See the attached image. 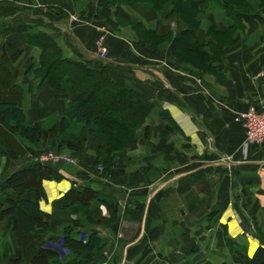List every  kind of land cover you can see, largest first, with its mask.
Returning a JSON list of instances; mask_svg holds the SVG:
<instances>
[{"label":"crops","instance_id":"0c3cea01","mask_svg":"<svg viewBox=\"0 0 264 264\" xmlns=\"http://www.w3.org/2000/svg\"><path fill=\"white\" fill-rule=\"evenodd\" d=\"M256 13L260 23L252 29L244 24L210 72L202 74L199 67L194 69L199 75H193L173 57L169 41L157 48L133 29L132 23L140 24L167 36L186 28L151 7L119 0H0V56L5 45L20 52L11 72L21 88L26 120L40 124L43 140L37 152L23 132L20 143L27 145V154H0V184L38 163L37 156L48 150L76 161L41 163L53 174L38 182L37 195L31 187L22 189L23 200L37 196L46 237L65 236L69 242L71 250H59L50 264H242L229 251L223 228L253 256L261 246L257 228L264 234V143L245 146L243 127L234 117L264 104V7ZM199 19L196 42L213 43L206 33L211 26L222 29L224 11L209 6ZM37 32L56 43L61 58L104 68L153 105L131 145L113 155L112 169L119 175L103 172V138L76 121L60 131V117L77 94L55 92L24 74L29 62L37 66L40 50L29 44ZM99 38L107 49L103 59L97 55ZM83 189L96 197L83 200L81 208L76 207L81 199H75V211L58 206L69 191L81 195ZM14 194L13 188L0 189V264L53 261L28 259L27 248L35 250L18 238L4 201ZM91 234L101 247L78 253L76 245Z\"/></svg>","mask_w":264,"mask_h":264},{"label":"trees","instance_id":"16d2710c","mask_svg":"<svg viewBox=\"0 0 264 264\" xmlns=\"http://www.w3.org/2000/svg\"><path fill=\"white\" fill-rule=\"evenodd\" d=\"M203 1L206 12L209 6L221 8L225 13V20L222 29L217 26H211L208 29L207 36L214 39L212 43L200 45L194 41L195 33L199 27V14L201 8L197 4ZM122 4H132L137 0H119ZM146 7L163 12L165 16L176 15L186 25L187 29L174 35L170 41L171 54L176 57L177 51L180 53L181 63L189 64L186 58L188 54L194 57L193 66L200 67L208 62L204 70L209 71L213 62L218 61L221 50L232 40L239 30L245 28L248 24L252 29L255 24L262 21V18L256 13V10L264 7V0H139ZM99 5L105 9V5ZM152 32V31H150ZM138 33V32H137ZM155 33V32H152ZM29 44L37 46L40 49L39 60L31 61L26 66L24 74L33 75L39 79L41 86H48L55 92L75 93L79 97L72 100L68 110L61 115L59 120L60 131L66 130L71 121H76L84 129L92 134L103 138L107 145L105 159L101 161L105 175L114 172L119 175V171L112 169L113 153L127 149L135 136V132L145 123L147 117L153 110V105L149 103L137 92L126 88L125 82L109 75L104 68L91 67L88 64L61 58L57 52L56 43L46 34L37 32L30 39ZM160 45L167 42L166 38L159 41ZM0 56V136L2 130L10 134L7 139L16 137L18 132L23 130L24 140L35 145H39L40 124L30 125L26 120V115L21 109V88L17 84L15 77L11 72L12 65L17 61L20 52L5 45ZM197 64V66L195 65ZM188 70V69H187ZM190 70V69H189ZM190 72L193 75H199L193 69ZM81 94L83 96L81 97ZM166 120L168 118L164 116ZM2 128V129H1ZM5 138V137H4ZM6 140V139H5ZM12 140V139H11ZM19 140V139H18ZM2 142L1 145L2 146ZM8 151L0 149V154H8ZM99 152L98 154H100ZM50 165L35 163L21 171L12 174L9 178L0 184V189L10 187L15 190L12 197L5 196V203L10 207V215L14 222V230L23 245L29 244L34 250L27 248L26 255L29 260L37 263L43 259H55L59 256L60 247L57 243L61 241L63 248L70 249L69 242L65 236L46 237L44 226L41 224V210L37 206V196L35 200L26 201L21 198L22 189L31 187L34 195H37V184L43 178H49L52 171ZM115 169L118 167L115 166ZM34 177V182L16 185L21 179ZM80 194L76 190L69 191L63 198L57 201L58 206L65 208L70 207L75 211L86 205L87 198L94 197V193L83 189ZM36 193V194H35ZM96 197V196H95ZM75 199H81L76 207L73 206ZM3 203L0 202V205ZM81 205V206H80ZM217 213H215L216 215ZM258 230V241L260 247L255 251L252 257H247L246 253L226 233L223 228L224 240L229 251L240 256L242 264H264V234L260 228ZM76 245L75 250L78 253L86 251L89 253L96 252L102 245V241L91 234L88 240ZM71 250V249H70ZM29 251V252H28ZM55 262L54 260L47 263ZM226 264V263H223Z\"/></svg>","mask_w":264,"mask_h":264},{"label":"rangeland","instance_id":"374dc122","mask_svg":"<svg viewBox=\"0 0 264 264\" xmlns=\"http://www.w3.org/2000/svg\"><path fill=\"white\" fill-rule=\"evenodd\" d=\"M137 3H139V4H142L143 5V7H146L142 2H139V0H137ZM201 4V3H200ZM201 12L203 11V10H205V7L204 6H202L201 5ZM171 8L170 7H168L167 9H166V11H162V10H158L161 14H162V16H163V18H165V19H170V18H172V17H175V18H177V16L176 15H171V16H165V15H163V12H166L167 14H168V12H169V10H170ZM177 19H179V18H177ZM179 20H181V19H179ZM182 21V20H181ZM163 22V24H165V22H167V21H162ZM132 27H133V29L136 31V33L138 34V36H141V38L144 40V41H147V43H150L151 45H154L155 47H157V48H160L161 46H158V45H160V40H162V38H166V40H167V42L169 41H171L172 39H173V37H174V35H172V34H170V35H167V36H158L156 33H152V32H150V31H148V30H146L144 27H142L140 24H133L132 23ZM187 29V25H186V28L184 29V31ZM198 30V29H197ZM183 31V32H184ZM197 32V31H196ZM208 32V31H207ZM180 33V32H179ZM148 34V35H147ZM149 34H150V36H149ZM176 34H178V33H176ZM175 34V35H176ZM207 34V33H206ZM195 36H196V33H195ZM195 36H194V41L196 42V39H195ZM209 37V36H208ZM227 42H229V40L227 41ZM37 47V46H36ZM169 48H170V45H169ZM37 49H39L38 47H37ZM40 50V49H39ZM170 52H171V50H170ZM182 51H177V52H175L176 53V57L179 59V60H181V56H180V53H181ZM186 55L187 56H189L190 57V59L189 58H186V60L188 61V62H190L189 64H183V67H185V68H187V69H190V71L191 70H193V69H195V68H198V67H195V66H193V63H192V61L193 62H195L194 61V57L190 54H188V52H186ZM174 57V56H173ZM175 57V58H176ZM176 58V59H177ZM177 59V60H178ZM39 60V57H38V59H37V61ZM178 60V61H179ZM179 62H181V61H179ZM214 63V62H213ZM196 66H197V64H195ZM208 66V62L206 63V64H202V71H200V72H202V74H205V73H209L210 72V70L209 71H206V70H204V68L205 67H207ZM76 94H77V97L76 98H78L79 97V95H78V93L77 92H75ZM75 93H74V97H75ZM83 96V94H81V97ZM75 98V99H76ZM74 100V99H73ZM2 129V128H1ZM41 130V129H40ZM41 132V131H40ZM21 133H23V130H21L20 132H18V134H17V136H18V139L16 138V137H11V139H7V137H9L10 136V134L11 133H9V132H7V131H4V130H2V136H0V142H2V146H0V149H2V150H5V151H8L10 154H14V156H10V157H12V158H17V157H22V156H24L25 154H27V152H28V150H27V145H25L24 147L22 146V144L20 143V141H22L21 140V138H22V136H20V134ZM11 135H13V133L11 134ZM5 137V138H4ZM6 139V140H5ZM23 139V138H22ZM42 143H43V140H42V138L40 137V140H39V145H35V144H33V143H30L32 146H34L35 148H37V152L38 151H40V150H43V148L41 147V145H42ZM100 150V149H99ZM96 151H98V150H96ZM102 152H104V154H105V152H107V145H106V142H105V147H104V149L103 150H101ZM124 151V150H123ZM50 152H52V153H55V154H60V155H67V156H69L68 154H62V153H60V152H58V151H51V150H48V151H46V152H42V153H40L38 156H37V158L41 155V154H45V153H50ZM101 152V153H102ZM121 151H119V152H114L113 153V155H116L117 153H120ZM15 154H18V155H15ZM37 154V153H36ZM34 155V154H33ZM19 157V158H20ZM32 157H34V156H32ZM70 158H72V159H74L73 157H71V156H69ZM75 160V159H74ZM76 162V161H75ZM39 163V162H38ZM61 163V162H60ZM99 163H100V161H99ZM121 167V166H120ZM100 168V167H99ZM98 168V169H99ZM100 169H102V168H100ZM30 182H34V177H29V178H25V179H21V182H17L16 183V185L15 186H17L18 188H19V185H23L24 183H30ZM240 257V256H239ZM248 257V256H247ZM252 257V256H251ZM233 264H236L235 263V260L233 261Z\"/></svg>","mask_w":264,"mask_h":264},{"label":"built area","instance_id":"2783aa9c","mask_svg":"<svg viewBox=\"0 0 264 264\" xmlns=\"http://www.w3.org/2000/svg\"><path fill=\"white\" fill-rule=\"evenodd\" d=\"M99 52L98 58H105L107 49L102 44V39H98ZM234 121L241 124L244 130V145L245 146H258L264 143V104L260 108L249 107L246 111L236 114ZM39 163L56 164L65 163L72 164L75 160L67 155H60L55 153L41 154L35 159ZM99 170H101L99 168ZM62 241L57 243L60 247L59 250H63Z\"/></svg>","mask_w":264,"mask_h":264}]
</instances>
